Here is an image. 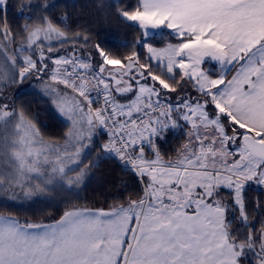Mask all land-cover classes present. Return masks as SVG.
<instances>
[{"label": "snow or ice", "instance_id": "1", "mask_svg": "<svg viewBox=\"0 0 264 264\" xmlns=\"http://www.w3.org/2000/svg\"><path fill=\"white\" fill-rule=\"evenodd\" d=\"M57 6L18 0L14 31L0 0V264H264V0H116L139 33L123 55L72 33ZM30 79L62 143L6 94ZM170 136L184 143L166 159ZM107 161L140 190L80 206ZM53 192L75 199L59 218L6 214Z\"/></svg>", "mask_w": 264, "mask_h": 264}, {"label": "trees", "instance_id": "2", "mask_svg": "<svg viewBox=\"0 0 264 264\" xmlns=\"http://www.w3.org/2000/svg\"><path fill=\"white\" fill-rule=\"evenodd\" d=\"M36 2L43 3L44 0H36ZM102 2L105 5L104 7H100L101 0H49V3L58 5L55 9H52L50 14L63 19V23L69 26L72 33L82 28L91 29L92 44L99 40L102 46L110 51L121 55L126 54L131 50V44L139 33L135 27H129L127 23L119 19L114 8L106 7L108 4L115 5L116 0H102ZM122 2L134 6L136 0H122ZM17 3L18 0H9L8 20L14 31L18 24L24 23L16 14L17 9L14 6ZM65 12L67 13L66 18L64 17ZM35 15L36 13H33L34 17ZM19 40V37H17L15 45L18 44ZM125 42H127V47L123 46ZM166 42L162 40L157 46H162ZM63 47L67 49L71 45L65 44ZM141 52H143V49H141ZM33 83H35V80L30 79L24 81L22 85H13L8 89L14 94V103L17 111L23 108L28 118L35 117L32 122L40 129L45 141L62 143L63 141L57 138L63 136L66 127L63 121L51 110L50 102L48 104L41 103L33 94L34 92H39L38 86ZM183 143L184 137L170 136L163 148L166 153V159L175 157L176 153L174 150L178 149ZM121 182L127 185V191L121 188ZM139 190L140 185L131 173L126 170L122 171L117 164L107 161L101 164L98 169L92 170L91 178L86 180V187L80 192L79 204L84 207L107 208L108 204L112 203L111 197L119 195L122 199H126L129 194H132V198H135V193ZM259 192L260 189L253 186L247 193L248 199L250 201L254 200ZM44 197L45 202L43 203L29 204L25 202L18 207L13 205V210L6 214L16 215L22 220H41L52 216L59 218V212L55 210V205L59 204L60 211H62L63 205L61 201L71 199L75 202L74 197L61 192L45 193ZM105 199L108 200V203L104 202ZM48 200L52 201V206L46 203ZM0 211H3V209H0ZM256 227L257 229L259 228L258 223Z\"/></svg>", "mask_w": 264, "mask_h": 264}, {"label": "rangeland", "instance_id": "3", "mask_svg": "<svg viewBox=\"0 0 264 264\" xmlns=\"http://www.w3.org/2000/svg\"><path fill=\"white\" fill-rule=\"evenodd\" d=\"M20 43H21V41L19 40L17 45H19ZM17 45H13V46L15 47ZM205 67H208V65H205ZM33 84L37 85L38 86L37 87L38 88V91H40V89H41V83H38V82L35 81V83H33ZM35 85H34V87H35ZM6 94L13 95L9 90L7 91Z\"/></svg>", "mask_w": 264, "mask_h": 264}, {"label": "built area", "instance_id": "4", "mask_svg": "<svg viewBox=\"0 0 264 264\" xmlns=\"http://www.w3.org/2000/svg\"><path fill=\"white\" fill-rule=\"evenodd\" d=\"M101 138H99L98 140H100Z\"/></svg>", "mask_w": 264, "mask_h": 264}]
</instances>
